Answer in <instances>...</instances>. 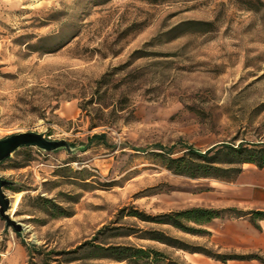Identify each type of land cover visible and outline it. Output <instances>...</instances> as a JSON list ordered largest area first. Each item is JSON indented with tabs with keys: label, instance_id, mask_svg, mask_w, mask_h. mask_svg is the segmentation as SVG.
<instances>
[{
	"label": "rangeland",
	"instance_id": "rangeland-1",
	"mask_svg": "<svg viewBox=\"0 0 264 264\" xmlns=\"http://www.w3.org/2000/svg\"><path fill=\"white\" fill-rule=\"evenodd\" d=\"M27 132L70 148L21 149L0 166V178L23 190H6L12 202L20 197L11 215L23 231L0 216V264H28L23 240L58 251L134 245L177 264H264L222 263L143 234H98L162 231L214 254L264 258L263 220L187 224L208 236L127 217L132 209L264 212V169L244 165L226 182L190 179L150 156L159 145L204 152L264 143V0H0V140ZM95 134L105 143L89 144ZM36 196L73 216L42 213Z\"/></svg>",
	"mask_w": 264,
	"mask_h": 264
},
{
	"label": "trees",
	"instance_id": "trees-1",
	"mask_svg": "<svg viewBox=\"0 0 264 264\" xmlns=\"http://www.w3.org/2000/svg\"><path fill=\"white\" fill-rule=\"evenodd\" d=\"M152 4L164 2L166 0H147ZM197 25L208 26L210 23ZM180 29V27H176ZM99 127L94 124L92 128ZM91 128V129H92ZM106 134H95L89 139V144L93 141L104 144ZM89 147V146H88ZM32 149L27 147L23 150ZM138 153L144 150H135ZM20 152V151H19ZM18 152H16L17 154ZM154 160L161 161L162 165L172 174L188 177L190 179H215L219 181L236 180L242 173L244 165H254L259 169H264V143H247L241 142L236 145L225 142L208 148L207 151H199L193 147L177 151V147L167 148L163 145L157 146L156 152L150 153ZM2 162L0 166L8 162ZM8 191L14 193L23 192L13 184ZM33 202H39V209L42 213L52 218L72 217L73 214L66 212L62 207L56 205L52 199L36 196L32 198ZM226 215H235L237 218L250 217V222L264 221V212H241L235 208L226 210L204 209L193 207V209L161 213L152 216L146 212H140L136 209L130 210L127 217L138 219L142 223L154 224L157 226H171L188 234L210 235L205 229L191 228L187 224H195L201 227L209 226L210 222L216 219L226 217ZM105 231L113 232V237L128 238V236L143 234V239H148L167 247L182 250L192 255L195 253L202 254L205 257L213 258L222 263L228 261H259L264 263V258L256 255H220L214 254L203 248H192L184 242L178 241L167 236L165 233L154 230H135L133 228H104L98 234ZM20 236V234H18ZM97 240V238H95ZM94 240V241H95ZM26 248L28 264H93L96 261H109L110 264H177L169 260L163 252H159L153 248H138L134 245H112L100 246L92 242L84 243L79 248L70 251H58L56 249H47V247H38L34 244L22 241Z\"/></svg>",
	"mask_w": 264,
	"mask_h": 264
},
{
	"label": "water",
	"instance_id": "water-1",
	"mask_svg": "<svg viewBox=\"0 0 264 264\" xmlns=\"http://www.w3.org/2000/svg\"><path fill=\"white\" fill-rule=\"evenodd\" d=\"M27 147L37 148L41 151L49 153L63 148L69 150L70 148L65 141H51L46 138L44 134L41 135L34 132L15 134L6 139L0 140V164L10 159L11 156L17 151ZM13 184V182H9L0 178V216L5 220L6 225L9 228H13L17 232H22V225L12 218L11 211L13 202L12 199L6 194V190Z\"/></svg>",
	"mask_w": 264,
	"mask_h": 264
},
{
	"label": "bare ground",
	"instance_id": "bare-ground-1",
	"mask_svg": "<svg viewBox=\"0 0 264 264\" xmlns=\"http://www.w3.org/2000/svg\"><path fill=\"white\" fill-rule=\"evenodd\" d=\"M19 202H20V197H19V195H17L16 199H15L14 202H13V206H12V211H11V213L14 212V211L16 210V208H17L18 205H19Z\"/></svg>",
	"mask_w": 264,
	"mask_h": 264
},
{
	"label": "crops",
	"instance_id": "crops-1",
	"mask_svg": "<svg viewBox=\"0 0 264 264\" xmlns=\"http://www.w3.org/2000/svg\"><path fill=\"white\" fill-rule=\"evenodd\" d=\"M244 264H246V263H244ZM251 264H255V263H251Z\"/></svg>",
	"mask_w": 264,
	"mask_h": 264
}]
</instances>
